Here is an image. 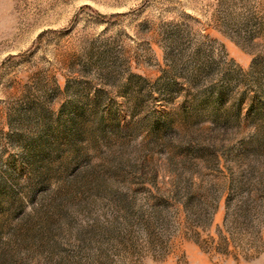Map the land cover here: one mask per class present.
<instances>
[{
  "label": "rangeland",
  "instance_id": "rangeland-1",
  "mask_svg": "<svg viewBox=\"0 0 264 264\" xmlns=\"http://www.w3.org/2000/svg\"><path fill=\"white\" fill-rule=\"evenodd\" d=\"M0 264H264V0H0Z\"/></svg>",
  "mask_w": 264,
  "mask_h": 264
}]
</instances>
